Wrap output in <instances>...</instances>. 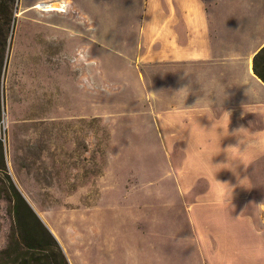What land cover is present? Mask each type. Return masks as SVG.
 <instances>
[{"label": "rangeland", "instance_id": "374dc122", "mask_svg": "<svg viewBox=\"0 0 264 264\" xmlns=\"http://www.w3.org/2000/svg\"><path fill=\"white\" fill-rule=\"evenodd\" d=\"M164 13L167 1L0 0V165L70 264L232 262L238 162L220 114L170 91ZM14 198L0 175V264L25 260ZM17 203L27 241L49 243Z\"/></svg>", "mask_w": 264, "mask_h": 264}, {"label": "crops", "instance_id": "0c3cea01", "mask_svg": "<svg viewBox=\"0 0 264 264\" xmlns=\"http://www.w3.org/2000/svg\"><path fill=\"white\" fill-rule=\"evenodd\" d=\"M163 1L168 13L158 27L169 37L170 91L220 114L212 127L231 139L238 162L231 264H264V180L252 176L264 167V82L252 69L264 45V0H150Z\"/></svg>", "mask_w": 264, "mask_h": 264}, {"label": "trees", "instance_id": "16d2710c", "mask_svg": "<svg viewBox=\"0 0 264 264\" xmlns=\"http://www.w3.org/2000/svg\"><path fill=\"white\" fill-rule=\"evenodd\" d=\"M2 68V58L0 57V74ZM252 69L254 74L264 82V45L254 54L252 60ZM4 175L8 186L14 193L16 199L14 198V222L15 229L13 232L15 247L14 253L18 256L24 257V261L21 264H70L69 260L57 242L51 231L42 223L37 214L32 210V208L26 203L22 195L15 188L10 176L8 175L4 162L1 161L0 165V175ZM13 199V198H12ZM17 201H20L24 204L28 215L35 220L36 224L42 230V232L47 236L49 243L45 241H38L35 244H31L27 241L25 237V222L22 217V213L19 209ZM21 245H24L22 247Z\"/></svg>", "mask_w": 264, "mask_h": 264}, {"label": "clouds", "instance_id": "9594fccd", "mask_svg": "<svg viewBox=\"0 0 264 264\" xmlns=\"http://www.w3.org/2000/svg\"><path fill=\"white\" fill-rule=\"evenodd\" d=\"M188 86H189V84L186 85V86L181 87L176 92H184L188 88ZM225 116H226V118H228L230 120L231 113L228 112V111H225ZM215 179H216V175H215ZM216 185H217L218 195L220 196V198L222 200H225L226 201L229 198H231L229 196V192H228V188L230 187V185L228 183H226V182H220L219 180L216 179Z\"/></svg>", "mask_w": 264, "mask_h": 264}, {"label": "bare ground", "instance_id": "6f19581e", "mask_svg": "<svg viewBox=\"0 0 264 264\" xmlns=\"http://www.w3.org/2000/svg\"><path fill=\"white\" fill-rule=\"evenodd\" d=\"M64 7V4L61 1H56L53 3H47V7H44L45 9L49 10H60Z\"/></svg>", "mask_w": 264, "mask_h": 264}]
</instances>
